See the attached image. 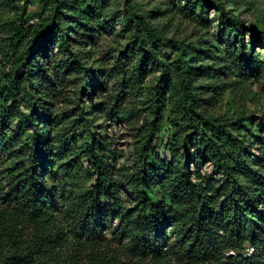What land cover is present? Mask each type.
<instances>
[{
    "label": "trees",
    "instance_id": "1",
    "mask_svg": "<svg viewBox=\"0 0 264 264\" xmlns=\"http://www.w3.org/2000/svg\"><path fill=\"white\" fill-rule=\"evenodd\" d=\"M226 3L0 0V264H264V26ZM116 21L128 72L96 45ZM98 120L126 124L128 163Z\"/></svg>",
    "mask_w": 264,
    "mask_h": 264
},
{
    "label": "rangeland",
    "instance_id": "2",
    "mask_svg": "<svg viewBox=\"0 0 264 264\" xmlns=\"http://www.w3.org/2000/svg\"><path fill=\"white\" fill-rule=\"evenodd\" d=\"M162 3L166 2L167 0H160ZM227 1L226 7L233 13L238 14L241 19L245 21L246 24H256L261 23L264 26V0H222ZM40 8L38 5L30 6L28 8V11H30L32 14H38L40 12ZM167 17L159 18L157 20V23L164 24L167 23L169 20V14H167ZM215 15V12L213 10H209V16L213 17ZM12 17V13L5 10L3 12H0V27H3V24L8 21ZM171 22V29L168 33V35H173L178 33L179 35H187L192 29V23L189 21L183 20L182 16L180 14L174 15V18L170 20ZM121 25L122 23L120 21H116L115 29L114 30H103L101 31L100 35H98V39L96 41V45L99 49V54L105 58L106 60V67L111 68L114 73H121L123 71H130V62L125 61L122 58L119 59L117 54L115 52H111L115 47H117L118 44L122 45L125 43V38L128 37V34H124L121 32ZM3 29V28H2ZM5 32L0 33V48L4 39ZM225 45H223L224 47ZM160 53L163 55V53H169V47L166 44H163L161 47ZM109 54L111 56H109ZM157 74V71L153 70V72L150 74V76L147 78V81L151 80L153 76ZM258 86L254 83L253 89L257 90ZM73 99V98H72ZM68 105V108L65 109L63 112L64 114H68L71 109L72 112H76V106L79 105V107H82L81 103H76L75 100H72ZM133 101L134 98H133ZM232 96L229 93H226L224 96V101L222 103V111H225L226 109L230 108L232 109ZM85 106H88L87 103H85ZM264 106V103L261 104L262 108ZM247 107L250 111H252L254 114L259 113V107L254 105L252 102H247ZM63 114V115H64ZM94 130L99 135H105L107 134L109 136L110 141V150L111 155H113L114 160L116 163L123 164L128 163L129 158V151L131 147V138L128 133V129L125 123H119V122H108L105 126L102 125V121L98 120L94 124ZM166 127L163 128V130ZM84 130V129H83ZM81 130L73 131L72 137L77 139L78 141H82L84 137V132ZM159 153L161 155L167 154L163 147L159 148ZM4 166L3 158L0 156V172L2 167ZM208 168V166L206 167ZM82 184L84 186H89L91 184V181H88L84 179L82 181ZM1 187V184H0ZM2 194L4 195L5 192L3 191ZM1 195V191H0ZM1 199V198H0Z\"/></svg>",
    "mask_w": 264,
    "mask_h": 264
},
{
    "label": "built area",
    "instance_id": "3",
    "mask_svg": "<svg viewBox=\"0 0 264 264\" xmlns=\"http://www.w3.org/2000/svg\"><path fill=\"white\" fill-rule=\"evenodd\" d=\"M36 19H32L31 20V22H33V21H35ZM252 251H253V249L252 248H247L246 250H245V253L243 254V256H248V255H250L251 253H252ZM228 255H234V252L233 251H229L228 253H227Z\"/></svg>",
    "mask_w": 264,
    "mask_h": 264
}]
</instances>
